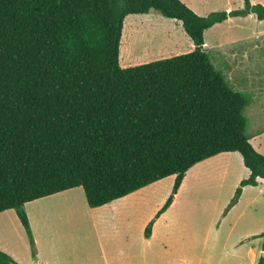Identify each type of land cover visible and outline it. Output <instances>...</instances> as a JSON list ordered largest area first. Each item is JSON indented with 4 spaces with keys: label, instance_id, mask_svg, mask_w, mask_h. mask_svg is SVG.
<instances>
[{
    "label": "trees",
    "instance_id": "obj_1",
    "mask_svg": "<svg viewBox=\"0 0 264 264\" xmlns=\"http://www.w3.org/2000/svg\"><path fill=\"white\" fill-rule=\"evenodd\" d=\"M152 12L181 22L194 51L122 68L125 19ZM250 15L264 21V5L199 16L181 0H0V213L17 212L34 257L25 205L44 197L82 187L98 208L176 176L150 238L200 162L237 152L250 171L225 213L259 185L248 102L205 50L208 30ZM0 264L17 262L0 251Z\"/></svg>",
    "mask_w": 264,
    "mask_h": 264
},
{
    "label": "crops",
    "instance_id": "obj_2",
    "mask_svg": "<svg viewBox=\"0 0 264 264\" xmlns=\"http://www.w3.org/2000/svg\"><path fill=\"white\" fill-rule=\"evenodd\" d=\"M182 2L201 14L189 1ZM227 11H231V8ZM149 15H129L125 19L120 56L128 24L132 25L130 29L138 31L145 22L155 23ZM157 20L168 29L166 41L173 47L160 56L146 60L134 61L125 54L124 68L167 59L166 56L174 54L173 52L179 54L182 38L187 42L185 52L194 51L195 46L181 22L173 19ZM224 72L226 81L231 83V73L228 70ZM236 154L239 153H221L193 166L187 172L171 207L155 221L150 238L145 237V229L170 196L176 176L157 181L98 208L88 205L82 187L27 203L25 211L35 239V257L17 212L13 209L4 211L0 213V251L10 255L17 264H258L264 255L263 241L254 245L253 240L263 232L259 235L249 233L231 242L232 245L223 251L226 260L220 261L218 257L208 255L207 241L205 244H198V241L191 238L192 226L186 222L177 223L178 218L191 209L189 207L202 199L197 197L196 192L203 183L212 186L211 194L205 196L207 203L217 205L220 202L213 187L215 190L223 188L226 177L233 174L234 167L231 163ZM247 170L250 176V171ZM240 178L238 184L242 181ZM163 185L167 186L161 192ZM260 187L261 190L264 188V179H259L256 187H244L239 202L248 189ZM236 227L235 225L234 230ZM210 232L217 233L213 229Z\"/></svg>",
    "mask_w": 264,
    "mask_h": 264
},
{
    "label": "rangeland",
    "instance_id": "obj_3",
    "mask_svg": "<svg viewBox=\"0 0 264 264\" xmlns=\"http://www.w3.org/2000/svg\"><path fill=\"white\" fill-rule=\"evenodd\" d=\"M187 1L201 13H197L199 16L227 11L228 8L236 10L244 5V0H202L201 3L199 0ZM251 2L264 5V0H251ZM149 16L154 19L155 23L145 22L141 28H138V31L130 29L132 25L128 24L122 43V56H120L122 68H124L125 54L132 57L134 61L146 60L160 56L173 47L166 41V30L168 29L157 20V18L165 21L167 19L154 12ZM181 43L179 54L173 52L174 54L166 58L186 54L187 42L182 38ZM205 50L219 73L225 78L224 71L228 70L231 73L232 82L228 84L247 100L248 106L245 110V115L249 119L247 135L255 149L264 155V21L257 20L255 16H249L231 19L217 25L205 33ZM231 164L234 172L226 177L223 188L215 190L216 188L213 187L220 202L217 205L207 203L205 196L211 194L212 186L203 183L201 189L196 192L197 197H202V199L189 207L191 209L186 212V215L178 218L177 222L178 224L186 222L190 227L192 226L191 238L198 241V244H205L207 241L208 255L218 257L220 261L226 260L227 257L223 251L232 245L231 242L249 233L253 235L264 233V188L262 190L261 187L248 189L232 213L227 216L233 208L225 213L228 201L232 200L239 187L238 178L241 177L240 179L244 180L249 177L240 154H236ZM165 186H162L161 192ZM201 200H203L202 204ZM235 225L237 227L234 230ZM212 229L217 233L210 232ZM253 241H255L254 245H257L263 239L257 236Z\"/></svg>",
    "mask_w": 264,
    "mask_h": 264
}]
</instances>
